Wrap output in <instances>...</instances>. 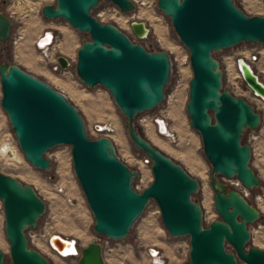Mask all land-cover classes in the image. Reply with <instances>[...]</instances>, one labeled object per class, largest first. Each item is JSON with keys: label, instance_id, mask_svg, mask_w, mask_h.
<instances>
[{"label": "water", "instance_id": "1", "mask_svg": "<svg viewBox=\"0 0 264 264\" xmlns=\"http://www.w3.org/2000/svg\"><path fill=\"white\" fill-rule=\"evenodd\" d=\"M99 1L54 0L42 5L40 13L48 20H64L88 35L76 49L78 80L88 88L98 84L109 93L125 119L134 148L151 160V180L136 190L137 169L117 157L107 137L87 136L80 114L61 92L17 64L0 60V106L23 157L32 167L47 170L50 163L45 152L57 145L69 146L72 172L92 216V230L99 236L124 239L152 200L167 234L187 237V258L182 264H264V248L247 245L248 225L261 218L259 210L220 179L236 178L247 190L259 185L250 166V146L242 136L259 126L260 113L223 87L222 71L213 57L214 52L242 42L264 46V16L245 14L233 0H156L157 9L169 19L187 51L191 70L185 112L210 166L209 186L219 216L203 226L201 206L192 198L199 190L197 179L134 124L139 113L151 111L163 101L171 75L170 56L163 50H147L114 24L97 20L91 10ZM103 1L121 12L134 8L132 0ZM129 27L139 39L148 34L141 20H131ZM11 29V20L0 8V44L8 42ZM55 59L61 69L69 65L62 55ZM235 65L243 83L264 101V85L245 60L238 57ZM0 202L8 264H49L28 244L25 234L45 211L34 188L0 172ZM48 244L61 252L69 241L52 234ZM76 247L74 264H105L99 242ZM0 264H5L1 251Z\"/></svg>", "mask_w": 264, "mask_h": 264}, {"label": "rangeland", "instance_id": "2", "mask_svg": "<svg viewBox=\"0 0 264 264\" xmlns=\"http://www.w3.org/2000/svg\"><path fill=\"white\" fill-rule=\"evenodd\" d=\"M4 1L1 3L0 0V8L11 20L12 29L8 42L0 44V60L17 64L61 92L80 114L87 136L91 139L107 137L112 142L117 157L127 166L137 169L138 177L133 180V187L138 191L142 186L145 187L151 180V174L139 161L144 154L134 148L129 139L124 117L102 86L96 84L88 88L79 82L75 73L76 49L82 41L88 39V35L76 31L64 20H48L41 16L40 7L44 4H53L54 0ZM132 1L134 8L128 12H121L109 2L99 1L98 6L91 10V15L100 22L114 24L147 50H163L169 54L171 75L165 88L164 99L151 111L139 113L134 119V124L147 140L179 163L190 176L197 179L199 190L192 195V198L200 204L202 225L207 226L211 221L219 219V216L214 211L213 193L209 186L210 166L202 154L200 136L189 125L185 112L191 70L188 61L184 64L180 62L183 61L184 55L187 56V51L179 43L169 19L157 9L156 0ZM233 1L247 15L264 16L263 0ZM135 19L143 21L148 27V34L142 39L131 33L129 22ZM18 30L23 34L20 40H17ZM45 30L52 31L54 39L50 45L52 49H49L46 56H42L34 48L33 42ZM261 48L264 46L257 42H242L220 52H214L213 57L219 62L223 87L234 96L244 98L260 113L259 126L253 130H247L242 140L253 150L252 163L255 164V160L259 158L260 168L264 169V137L259 140V135L261 136L264 132V109L245 92L244 83L238 81L235 65L236 58L245 59L253 49ZM56 55L67 58L69 65L64 69L59 68L55 59ZM236 81L239 83L234 86ZM156 117L164 120V127L173 134L172 138L157 134L154 124ZM97 125L104 126L105 130L97 132ZM148 130L156 132L155 141L149 136ZM44 156L50 163L47 170L36 169L25 160L0 106V172L32 186L45 203V211L39 217L34 229H28L25 232L28 244L39 251L49 264H74L76 258L60 257L48 247L49 236L58 234L63 238L73 239L78 247H83L92 241L101 243V236L92 230V216L72 172L69 146H54L46 151ZM260 163L255 164L256 168ZM220 179L233 188L234 178L221 177ZM258 179L259 185L250 190L246 199L259 210L261 218L248 225L250 239L247 245L264 248L263 232L261 233L257 228V225L264 221V209L262 210L264 176L260 175ZM58 186L62 187V192H57ZM146 218L149 219V224L138 239L136 227ZM149 243H155L159 247L157 249L163 264L173 262V264H179L180 250L183 246L184 249H188L187 237L174 238L164 230L158 208L152 200L148 202L127 236L120 241L110 240V249H113L104 250V253L105 256L115 259V264H149L142 255L145 246ZM226 249L231 250V246L226 245ZM0 251L3 253L4 263L8 264L10 262L9 248L3 232L1 202ZM239 264L243 263L239 262Z\"/></svg>", "mask_w": 264, "mask_h": 264}, {"label": "built area", "instance_id": "3", "mask_svg": "<svg viewBox=\"0 0 264 264\" xmlns=\"http://www.w3.org/2000/svg\"><path fill=\"white\" fill-rule=\"evenodd\" d=\"M47 34H49L51 38L48 41H44V38L46 37ZM22 37H23L22 32H20L18 30L17 40L22 39ZM53 39H54V35H53L52 31L45 30V31L42 32V34L40 33L39 36L34 40L33 46H34V48L37 51H39L42 54V56H46L49 53V49H52L50 47V45H51ZM180 59L181 58L179 57V60ZM183 60L184 61H181V62L179 61V62L181 64H184L185 62L188 61V57L186 55H184L183 56ZM247 61H249L251 63L250 64L251 69H252L253 73L256 75L257 79L264 85V48L253 49L250 52V54L248 55ZM236 74L238 75V81H241L243 83V81L240 79V75H239L238 70L236 71ZM238 81H236L237 85L239 83ZM244 88H245V92H247V94L250 95V98L252 100H254L256 103H258L259 105H261L263 107V109H264V101L259 96H257L254 92H252L245 84H244ZM160 122L162 124L163 123L165 124L164 120L159 118V117H156L154 119V124H155V127H156V131H157V133H159L161 135H163V134L165 135L166 132H162L160 130V128H159ZM104 129H105L104 126H101V125H97L96 126V131L97 132H100V131L102 132ZM167 134L168 135L165 136V137H168V138H172L173 137V134L171 132H169ZM139 161H140V163H141V165L143 167H146L149 170V165H150L151 160L147 156L144 155V157L142 159H140ZM232 185H233V188L235 190H237L245 199H246V197L249 196L250 190H247L245 187H243L241 185V183L236 178L233 179ZM143 187L144 186H142V188ZM56 189H57V192H62V187L61 186H58ZM257 228L264 231V221L262 223H260L259 225H257ZM262 239L264 240V235H263ZM109 241H110V239H108V238H106L104 236H101V243L99 241H97L101 245L102 252L104 250H110ZM47 245L57 255H59L60 257H65L61 252H57L52 246H50L48 244V242H47ZM146 254H147L151 264H163V261H162V258H161V254H160V252H159V250L157 248L148 247L146 249Z\"/></svg>", "mask_w": 264, "mask_h": 264}, {"label": "crops", "instance_id": "4", "mask_svg": "<svg viewBox=\"0 0 264 264\" xmlns=\"http://www.w3.org/2000/svg\"><path fill=\"white\" fill-rule=\"evenodd\" d=\"M264 131V130H263ZM261 137H264V132L261 134V136L259 135V140H261L260 138ZM258 138V137H257ZM251 155H253V150H251ZM259 161H261L259 158L258 159H256L255 160V164L257 163V164H259L260 162ZM255 164H253L252 163V156H251V163H250V166L252 167V169L254 170V172H255V174H256V176L257 177H259L260 175L261 176H264V169H261L260 167H261V163H260V165H258L257 166V168H256V165ZM257 170V171H256ZM149 224V219H144V220H142L141 221V223H139L138 225H137V227H136V229L138 230V239H139V235L143 232V231H145V229L147 228V225ZM118 245V244H117ZM148 247H155V248H159L155 243H149L148 245H146L145 246V249H144V251H143V253H142V255L144 256V258L149 262V264H151V262H150V260H149V258H148V256H147V254H146V249L148 248ZM113 248H111L109 251H111ZM115 250L117 249V248H114ZM181 252H180V256H179V264H182L185 260H186V258H187V249L185 248L184 249V246H183V249L182 250H180ZM102 257H103V261H104V263L105 264H115V259H113V258H109L108 256H105V253H104V251L102 252ZM174 263V262H173ZM172 263V264H173Z\"/></svg>", "mask_w": 264, "mask_h": 264}, {"label": "bare ground", "instance_id": "5", "mask_svg": "<svg viewBox=\"0 0 264 264\" xmlns=\"http://www.w3.org/2000/svg\"><path fill=\"white\" fill-rule=\"evenodd\" d=\"M145 11V10H144ZM147 12V11H146ZM146 15V14H145ZM148 16H149V14H147ZM121 23V22H120ZM51 37H50V35L49 34H47L46 35V37L44 38V41H48L49 39H50ZM250 54V53H249ZM248 57V56H247ZM247 57L244 59L245 60V62L249 65V67L251 68V66H250V62L249 61H247ZM184 61V60H183ZM235 84H237V83H234L233 85H235ZM159 128H160V130L162 131V132H166V134L164 135H161V134H159V133H157L158 135H160V136H167L168 134H167V127H164V124H162L161 122H160V125H159ZM156 129V128H155ZM105 130V129H104ZM148 133H149V136L155 141L156 139V132H153V131H149L148 130ZM169 133V132H168ZM199 171V170H198ZM264 205V204H263ZM262 208V207H261ZM264 209V207L262 208V210ZM260 232L262 233L263 232V235H264V231L262 230L261 231V229H260ZM262 238H263V236H262ZM259 240V239H258ZM68 241H69V244H63V250L61 251L62 252V254L65 256V257H75V256H77V247H76V242H75V240H71V239H68Z\"/></svg>", "mask_w": 264, "mask_h": 264}]
</instances>
